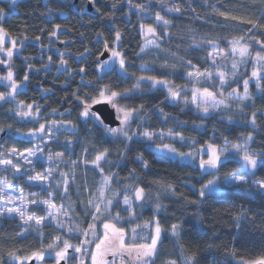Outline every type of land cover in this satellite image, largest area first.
I'll return each mask as SVG.
<instances>
[{
  "label": "trees",
  "instance_id": "1",
  "mask_svg": "<svg viewBox=\"0 0 264 264\" xmlns=\"http://www.w3.org/2000/svg\"><path fill=\"white\" fill-rule=\"evenodd\" d=\"M74 1L19 0L13 6L0 0V8L8 10L0 23L19 45L10 59L0 53V75L12 70L20 85L10 95L11 85L0 82L4 95L0 99V154L37 147L45 158L44 163H37L38 169L57 161L60 167L77 166L67 192L74 206L68 226L49 223L40 232L24 233L17 217L0 214V264H16L13 256L26 257L49 245L61 247L64 239L83 246L97 217L108 213L97 197L104 177L111 178L110 187L116 185L121 197L126 196L128 182L144 190L145 205L138 219L149 222L156 218L163 230L148 264H182V255L191 257L193 264H243L242 260L264 257V189L256 182L264 181V76L260 92L237 105H220L225 109L195 105L186 99L190 91L186 87L195 79L219 102L231 88L241 86L246 74L241 76L240 70L234 72L227 62L220 63L231 55L234 41L249 42L254 52L264 54V0H78L77 5ZM157 15L167 24H157ZM146 25H158L168 32L162 31L160 39L148 46L141 30ZM105 50L119 52L125 66L166 79L171 91L179 95L172 97L167 87L148 80L136 88V74L125 75L116 64L104 68L106 59L101 55ZM214 51L223 56L212 60ZM218 70L229 82L225 89L219 80L212 83L203 75ZM195 72L202 75L193 80L189 74ZM109 79L116 83L108 84ZM105 86L120 93L130 90L114 101L133 114L128 130L131 140L109 133L110 126L98 124L91 115H81L85 103L96 113L92 100H100ZM29 111L31 115H23ZM41 124L45 131L37 134ZM146 131L182 137L184 140L167 137L160 141L185 150L207 143L223 147L227 142L246 141L253 134L249 147L261 159L252 173L236 156L223 160L215 172H204L197 165L158 154L143 139ZM101 153L105 159L94 166ZM34 173L28 168L13 181L36 194L40 184L29 182ZM239 173L247 175V180L226 182ZM214 175L223 190L201 197L199 190ZM52 193L55 203L67 210L61 187ZM39 195L48 194L42 190ZM30 210L39 215L45 212L36 205ZM124 210L118 198L111 216L101 222L116 214L126 215ZM173 225L177 240L171 235Z\"/></svg>",
  "mask_w": 264,
  "mask_h": 264
},
{
  "label": "rangeland",
  "instance_id": "2",
  "mask_svg": "<svg viewBox=\"0 0 264 264\" xmlns=\"http://www.w3.org/2000/svg\"><path fill=\"white\" fill-rule=\"evenodd\" d=\"M11 3V0H8ZM19 0H16V3ZM15 3V4H16ZM12 4V3H11ZM13 5V4H12ZM14 6V5H13ZM4 17V16H3ZM3 17H0V19H3ZM157 24H161V25H166L167 23L165 21L162 20H157ZM0 26H2V24L0 23ZM3 27V26H2ZM147 25L143 26L141 28L142 30V34L144 37V43L145 45H151L154 42H157L158 39H160V34L163 31L165 34H167L168 30L166 28H161L158 25H152L153 28H155V33H148L147 32ZM4 28V27H3ZM7 32V31H6ZM8 34V33H7ZM15 40L16 41V45L15 48L13 49V53L17 51L18 48V44H17V38H13L11 37L9 34L5 37V43L0 45V53L7 56V52L3 51V49H8L12 47V41ZM8 42L10 44H8ZM235 47V51H233V48ZM241 47H247L248 51L244 54L241 55L240 54V48ZM230 52L231 55L226 59V61L221 62L220 64H225L226 62L228 63V67H231L232 70L234 72L238 73V70L241 71V76H244L246 74V77L244 78V80L241 82V86H236L234 88H231L230 91H227V93L225 94V97L223 99V103L219 102L218 98H216L214 96H206L204 94V90L198 83L197 79H193L194 77H192L191 79L194 80L193 85H188L186 87V89L190 90L189 92H187V97L186 99H190L191 102H193L195 105H199V106H204V107H208V106H216L219 107L220 105L223 104H239L240 101L244 100V99H248L250 98L254 93H258L260 92L261 88H257V83H259L260 85V81H261V77L264 76V60H257V53H259L261 56H264L263 52H254L253 51V46L251 45V43L243 41V40H239L238 44H232L231 48H230ZM62 53V52H59ZM222 53L219 51H214L212 53V60L218 59L221 56ZM225 55V54H224ZM104 68H108L111 69L113 67V65L116 64V66L118 67V70H120L119 72H123L126 69L127 73H130L133 75L136 74L137 77H154L157 80H162V81H167L164 78H157V76L149 73L146 70H139L138 68H131L128 66L124 65V69H122L120 67L119 64V58L113 57L112 56V52L110 53L109 57L104 61L103 63ZM235 65V67H234ZM12 71V70H9ZM253 71H256L258 73V75L256 77L252 76ZM13 73V80L12 81H8L6 79H4V77L7 76L8 72L5 74H1L0 75V82H4L6 84H12L13 82L18 86L17 89L20 87L19 84H17L14 80V72ZM210 75H205V78L210 81V82H215L216 80H219L220 84L227 85L229 82L226 80L225 78V73L222 72V70H218L216 73L212 72V71H208L206 72ZM215 74V75H213ZM221 74H223V80L221 79ZM220 78V79H219ZM149 81V80H148ZM244 81H248V97L247 98H242L244 96ZM108 84H113L116 83V80L109 79L108 80ZM151 82V81H150ZM167 84H155V85H162L167 87L168 89H171L172 85L169 81H167ZM252 84L254 86V90H251ZM127 83L123 85V87H126ZM226 87H224L225 89ZM172 90V89H171ZM211 92V91H208ZM195 93V99H193V95ZM212 93V92H211ZM110 95V93L105 94ZM221 99V97H220ZM100 100H106V99H101ZM107 101V100H106ZM238 101V102H237ZM221 103V104H220ZM112 105L116 108V111L118 113L119 118L121 119V121H123V114L121 112L118 111L119 108H123L125 110H127L125 107L119 105L117 102L113 101ZM226 107H221L220 109H225ZM130 111V110H128ZM132 113V112H131ZM133 114L131 115L130 119L128 120L127 123H122L120 127H124L125 131L128 132L129 128H130V123L132 120ZM147 132V131H146ZM150 133V132H148ZM153 133V132H152ZM37 134H41L40 132H37ZM129 134V132H128ZM33 132L29 134V136H32ZM252 136L253 139V134H249ZM248 135V136H249ZM247 136V137H248ZM168 138H172V139H177V140H184V138L182 137H176L173 136L169 133H158L157 135H155V133H153V135L151 136V138H146L144 137L143 139L146 140L148 142V146L155 150L158 154L160 155H164L182 162H189L191 164L197 165L202 171L206 172H215L217 170L216 169H202L200 167V160H207L209 158V153L211 148L215 147L217 149L218 152L223 153L226 151L227 153V157L229 158L232 156H236L235 158L239 159L244 167V162H243V156L245 154V152L253 155L256 160H257V164L260 162V157L257 156L252 150H250V143L252 141L248 140L247 143L245 142V140L243 142H233V143H226V145L222 146H217L213 143H207L205 145H200V146H196L193 149L190 150H185L182 149L180 147H177L176 145L172 144V143H163L161 142L164 139ZM161 140V141H160ZM187 140V139H186ZM234 144H239L240 148L239 149H235L232 146ZM163 145H169V149H165L163 148ZM174 148L175 151H171L170 149ZM15 150V151H14ZM29 151L34 152L35 155H29ZM183 154V155H182ZM226 157V158H227ZM225 156H221V160H225L226 159ZM0 160H10L11 164H2L0 163V208L4 209L3 212H0L1 215L3 216H8V217H17L20 222L22 227L24 228V233H28L30 231L33 232H40V230L45 226V224H55V225H64L66 224L68 226V224L70 223V218L72 216V210H74V206L71 202V200L69 199L67 192L69 189V185L71 184V182L73 181V172L74 170L77 168L76 165L72 164V165H68L67 167L63 166L60 167V163H58L59 161H57L56 163H45V166L39 167L41 169H38V167H36L38 162L44 163L45 162V158L44 156H41V153L39 151V148L34 147L31 149H26V150H21L18 151L16 149H11L8 155H1L0 154ZM103 161V160H101ZM100 161V163H101ZM99 163V164H100ZM256 164V166H257ZM94 166H97L95 163H93ZM28 168H33L34 169V177L39 174L41 176H46L47 179L46 180H31L29 182H31L32 185L35 184H40V189L37 191L36 194L31 193L29 191H25L23 190L19 185L17 186V183H15L14 177L17 176L18 174H22L24 173L26 170H28ZM256 168V167H255ZM255 168H248L246 169L244 167V169H246L249 173H252L254 171ZM242 176L244 177V181L247 180V175L245 174H232L230 175L227 179L226 182L228 183V181L233 177V176ZM108 181L107 184H105V181ZM210 180H213L214 183V190L212 191H205L206 193H211V192H219L223 190V186L220 185L219 183V178L217 175H214ZM263 180H257L256 182L259 183L261 185L260 182H262ZM110 182H111V178L110 177H104L98 187V198H100V202H103V207L106 208V214H104V212H102L101 216L99 215L95 221V223L92 225L93 227L89 230L90 233V238L87 239L88 241H90L91 243L88 244H84L82 246H79L76 244V242H74L73 240L69 241L67 239L63 240V246L61 247H57V244H54V249H49L47 248L44 251H38V252H44V259L40 260V259H36L35 257H33L34 252L32 254H30L29 256L26 257H32L34 258V263L33 264H56L57 263V258H56V252L60 251L63 249L64 247V242L67 241L69 244H71L73 247H70L67 250L66 256L65 258L68 257V264H92V260H91V254L95 252V245L97 243H99L100 239H103V235H104V231L105 229L103 228V224L104 223H110V224H118L117 228H123L125 230V236H124V241H125V245H130V244H150L151 243V239L152 237L155 235V227H156V222H158V220L156 218H154L153 220L146 222L143 220L138 219V216H141L143 210L142 207L144 208L145 202H144V196H145V192L143 190V197L142 199H136L135 196V192L138 189H142L140 186H137L134 182H128V184H126L124 186V190L126 192V196L121 197L118 195V187L116 185H113L110 187ZM239 182V181H236ZM208 183V182H207ZM206 183V184H207ZM9 185H11V187H9ZM58 187H61L62 190V194L65 195V200L67 202L66 204V208L67 210H64L61 206L57 205L53 199L54 194L52 193L53 189H56ZM262 188L264 189V186H262ZM45 190V192L48 194L47 196L44 195H39V193ZM201 190V189H200ZM199 190V193H200ZM101 192H103V195H101ZM119 199H122V208L125 209V214L122 217H119L118 214L114 215L111 217L110 220H104L101 222V220L104 219V217L106 216H111L110 215V209L113 206V204ZM125 199H127L129 201V204H125L124 201ZM91 200H93L91 198ZM32 201H36V203H32ZM42 201H46L47 203H41ZM111 201V203L109 204L108 202ZM138 207V210H136V205ZM33 205L36 206H42L45 209L44 214L39 215L38 213H34L33 211L30 210V208H32ZM50 205H54V207H51ZM19 209V211H13V212H8L7 209ZM159 211V210H157ZM20 212H23L25 216H33V220L29 221L28 223H25L23 219H21L20 216ZM42 217L43 219L40 221V223H37L36 218H40ZM61 220V221H60ZM100 223V224H99ZM98 224H99V228H98ZM160 226V224H159ZM161 228V233H160V237L157 241V245H156V251L158 249L159 243L163 237V230L162 227ZM177 228V227H176ZM133 230H135V232L133 233ZM93 232L95 233V235H93ZM89 235V234H88ZM172 237L177 240V229L175 231H172L171 233ZM62 242V241H61ZM76 247H80L81 251L80 252H76L75 248ZM155 251V253H156ZM111 251H108L105 253V255L103 256V260L105 258V256H107ZM123 253V256H125L124 259H122V263L121 264H144L143 260H138L136 258V253L132 252L131 254H129L127 251H121ZM155 254L148 259V263L153 260ZM25 257V256H23ZM22 258L21 256H13V261L16 264H27L28 261H30L31 259H26L21 261ZM75 258L76 261H74L73 259ZM147 259V258H146ZM182 264H193L192 260L189 259V257H186L184 255H182ZM60 261V260H59ZM256 261V260H255ZM243 264H250V262L241 261ZM253 262V261H252Z\"/></svg>",
  "mask_w": 264,
  "mask_h": 264
},
{
  "label": "snow or ice",
  "instance_id": "3",
  "mask_svg": "<svg viewBox=\"0 0 264 264\" xmlns=\"http://www.w3.org/2000/svg\"><path fill=\"white\" fill-rule=\"evenodd\" d=\"M93 2H94V0H93ZM11 3L13 5H15L16 0H11ZM7 11H8L7 9L0 8V17H3L7 13ZM221 15H226V14L222 13ZM156 19L159 21L162 18L159 15H157ZM249 23H251V21H249ZM57 28H59V25H57ZM155 31H156L155 28H153L152 26L149 25L147 27V32L148 33H155ZM7 35L8 34H7L6 30L2 26H0V45L5 43V37ZM53 35H55V33H53ZM119 38H120V34H119V32H117L116 33V39L119 40ZM11 43H12V47L11 48L3 49V51L7 52V57L9 59L13 55V49L15 48L16 41L13 40ZM238 43H239V41H234V44H238ZM235 50L236 49L234 47L233 51H235ZM239 51H240L241 55H244L248 51V49H247V47H241ZM112 56L116 57V58H119L120 67L122 69H124L125 60L121 56V54L119 52H115L114 51V52H112ZM257 60L258 61L259 60H264V56H261L259 53H257ZM62 63H66V62L62 61ZM234 67H235V65H234ZM81 71H83V69H81ZM124 74L128 75L126 69L124 70ZM200 75H202V74L199 73V72H195V73H190L189 74L190 77H198ZM203 75H210V74L205 73ZM257 75H258V73L256 71H253L252 76L256 77ZM4 79H6L8 81H12L13 80L12 71H8V74H7L6 77H4ZM221 79L223 80V74H221ZM25 80H27V76H25ZM144 80L151 81L153 83V85H155V84H167L168 83L167 81L157 80L154 77H143V76H141V77L137 78V82H136L135 87L139 88L140 83L142 81H144ZM17 87L18 86L14 82L11 84L12 91H11L10 95H14L15 94ZM259 87H260V85H259V83H257V88H259ZM129 91L130 90H125L123 93H120V92L112 91L108 86H105L104 89L100 90L99 95H100L101 99H106L109 103H112L119 96H127ZM169 91H170V94H171L172 97H176V96L179 95V93L173 92V91H171V89H169ZM106 92H110V95L106 96L105 95ZM204 94L206 96H211V97L214 98V94L211 93V92H208L207 89L204 90ZM248 95H249V93H248V81H244V96L242 98H247ZM3 98H4V95L2 93H0V99H3ZM193 99H195V93L193 95ZM92 103L93 104L100 103V100L93 99ZM221 103H223V101H221ZM27 107L30 110L32 108V105L29 104V105H27ZM118 111L123 114L122 123H127L128 120L130 119L131 115H132L131 111L125 110L123 108H119ZM207 111H208V109L204 108V112H207ZM31 114H32L31 111L23 113V115H31ZM262 114H264V113H262ZM81 115L84 116V117H88L89 115H91L92 118L98 124L103 125V121L100 119V117L96 113H92L90 111V105H87L86 103L84 105V112L81 113ZM255 116H256V113H253L252 114V122H253V124L255 123ZM0 131H3V129H0ZM37 131L40 132V133L44 132L45 131V125L41 124L40 128ZM107 131L109 133H113V134L120 133L128 140L132 139V137L129 136L128 132L125 131L124 127H108ZM142 135L144 137H146V138H151L153 133L145 132ZM251 139H252V136L249 135L246 138L245 142L247 143V141L251 140ZM169 147H170L169 145H163V148H165V149H169ZM232 147L235 148V149H239L240 145L239 144H234ZM170 150L173 151V152L175 151L174 148H172ZM29 155H35V153L29 151ZM222 155L225 156V158H226L227 157L226 151L223 152V153H220V152L217 151V149L215 147L211 148L210 153H209V158L207 160H203V159L200 160V167L202 169H206V170L207 169H216L223 162L221 160V156ZM103 159H105V153H101V154L97 155L95 160L93 161V163H95L98 166L100 161L103 160ZM242 159H243V162H244V167L246 169L255 168L256 167L257 160H256V158L253 155L245 152V154H244ZM0 163H2V164H11V161L10 160H0ZM101 171H102V169H101ZM33 179H35V180H46L47 177L37 174L35 177H33ZM236 181L244 182V177L235 176L234 175L228 182L232 183V182H236ZM107 183H108V181L106 180L105 184H107ZM214 183L215 182L213 180H209L208 183L205 184L201 188L200 196L203 197L205 195V191L206 190L207 191L214 190V188H213ZM260 183H261V186H264V181H262ZM9 187H11V185H9ZM101 195H103V192H101ZM135 196H136V199H138V200L142 199V197H143V189H138L135 192ZM32 203H36V201H32ZM41 203H47V202L46 201H42ZM108 203L110 204L111 201H109ZM124 203L125 204H129V201L127 199H125ZM50 206L54 207V205H50ZM3 211H4V209L0 208V212H3ZM7 211L8 212H13V211H19V209H11L10 208V209H7ZM97 211H99L98 207H97ZM20 216H21V219H23L25 223H28L29 221L33 220V216H25L23 212H20ZM42 219H43L42 217L36 218L37 223H40V221ZM94 219H95V217H94ZM103 228L105 229L104 235H103V239H100L99 243H97L95 245V249L96 250H95L94 253L91 254L92 264H104L103 256L105 255L106 252H108V251H117V252H119L121 250L127 251L129 254H131L132 252H135L136 253V258L138 260H143L144 264H148V259H150L155 254L157 241H158V239L160 237V233H161V228L159 226V223L156 222L155 235L152 237L150 244H139V245H137V244L133 243V244H130V245H125V241H124L125 230L123 228H117V226L115 224H110V223H104L103 224ZM175 230H176V226L173 225V231H175ZM69 231H71V229H69ZM134 232H135V230H133V233ZM84 235L87 237L88 233L85 232ZM93 235H95L94 232H93ZM57 240H59V237H57ZM83 243L84 244H88V243H91V242L88 241L87 239H85V241ZM70 247H73V246L71 244H69L67 241H65L63 249L58 251V252H56L57 264H59V260L65 258L67 250ZM49 249H54V245H49ZM75 251L76 252H80L81 248L80 247H76ZM33 257H35L36 259L43 260L44 259V252L34 253ZM31 258L32 257H22L20 259H21V261H23V260L31 259ZM189 259H192V258L189 257ZM82 264H83V262H82ZM170 264H175V262L174 261L170 262ZM250 264H264V257H261L260 259H258L256 261L250 262Z\"/></svg>",
  "mask_w": 264,
  "mask_h": 264
},
{
  "label": "water",
  "instance_id": "4",
  "mask_svg": "<svg viewBox=\"0 0 264 264\" xmlns=\"http://www.w3.org/2000/svg\"><path fill=\"white\" fill-rule=\"evenodd\" d=\"M74 4L77 5L78 0H75ZM88 8H89V11H92L94 9L91 1L88 2ZM109 55L110 53L107 50H105L103 54L101 55V59L105 60L109 57ZM92 110L95 111L100 116L102 121L105 124L109 125L110 127H120L121 126L122 121L118 116L116 108L108 101L104 100V101H100V103L93 104ZM33 263H34V258H32L27 264H33ZM65 263H66L65 259H62L59 261V264H65Z\"/></svg>",
  "mask_w": 264,
  "mask_h": 264
},
{
  "label": "flooded vegetation",
  "instance_id": "5",
  "mask_svg": "<svg viewBox=\"0 0 264 264\" xmlns=\"http://www.w3.org/2000/svg\"><path fill=\"white\" fill-rule=\"evenodd\" d=\"M118 227V224H115ZM122 251V250H121ZM119 251H111L107 256H105L104 258V264H121L122 263V259L125 258V256H123V253ZM66 260L65 264H68V257L64 258Z\"/></svg>",
  "mask_w": 264,
  "mask_h": 264
}]
</instances>
